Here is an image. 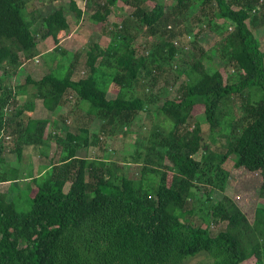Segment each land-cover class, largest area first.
<instances>
[{
  "label": "trees",
  "instance_id": "1",
  "mask_svg": "<svg viewBox=\"0 0 264 264\" xmlns=\"http://www.w3.org/2000/svg\"><path fill=\"white\" fill-rule=\"evenodd\" d=\"M42 2L0 0V136H12L16 144L14 166L0 153V182L10 181L8 191H0V264H181L203 251L212 264H242L252 257L264 264V51L253 33L264 26V0L98 2L89 19L112 35L106 46L87 45V71L78 79L76 62L62 60L66 53L59 44L70 33L66 11L59 6L44 16L34 5ZM193 6L197 11L189 14ZM69 10L81 20L79 0H69ZM126 19L142 25L141 48ZM205 32L219 37L209 49L198 46ZM37 34L51 39L53 49L41 53ZM177 42L187 49L186 61ZM41 54L49 70L11 85L22 64ZM204 61L217 68L208 71ZM172 70L185 79L169 97ZM69 91L74 103L66 98ZM27 94L42 101L48 118L31 116L32 100L18 106V95ZM232 97L240 100L235 117L222 107ZM66 103L68 110L59 111ZM147 109L153 120L137 147L131 127ZM195 110L208 124L206 139ZM71 114L81 116L75 131L65 126L64 116ZM118 136L133 147L123 161L140 165L137 178L107 152V139ZM49 139L60 152L34 176L25 146L36 153ZM229 159L236 176L238 170L259 176L257 198L263 202L252 220L224 193ZM202 189L208 200L215 191L222 196L195 223V191ZM22 191L32 192L25 211L18 209ZM218 221L224 228L212 231Z\"/></svg>",
  "mask_w": 264,
  "mask_h": 264
},
{
  "label": "rangeland",
  "instance_id": "2",
  "mask_svg": "<svg viewBox=\"0 0 264 264\" xmlns=\"http://www.w3.org/2000/svg\"><path fill=\"white\" fill-rule=\"evenodd\" d=\"M79 1L82 3V8H83V16L80 21H77L76 17L74 16V13L69 10V0H51V1L45 0V2H47L46 4L45 2L34 4L37 8H41L40 13H42L44 16L50 13V11H52L53 8H57L59 6H62L66 11L65 14L69 19L71 35L69 34L60 41V48L64 50L66 53L65 56L62 58V60L76 62V65L74 67V75H73L74 79H78L79 77L84 76L85 71H87L86 67L84 66V61L86 58L85 50L87 45H90L93 42H100L102 46H106L105 42H107V40L109 39L108 37L112 35V34L106 35L105 32H99L96 29L95 24L89 19L90 14H92L95 11V9H97L96 8L97 3L103 2V0H79ZM171 3H172L171 1L166 2V6H167L166 9L170 7ZM196 11H197V7L193 6L189 14H194ZM125 16H122V18H126ZM108 20L114 21V16L113 15L109 16ZM126 20H128L127 21L128 32H130L131 34H137V39L135 41L136 47L141 48L140 44L143 42V38H144V37L141 38L139 36V35L143 36L144 30L142 28V25H140L137 21L133 19H126ZM220 22L221 21H219V23ZM37 30H38V25L32 27L33 33L36 34ZM119 31L120 28H117L114 31V34ZM253 33L259 41L260 49L264 51V26L259 28L253 27ZM189 35H190L189 39L193 40L194 37L193 34H189ZM36 38L41 53H43L46 50L50 51L55 46L54 42L49 38L43 40L40 38L38 34L36 35ZM218 38L219 37H217L215 34L205 32L199 38L198 46L209 49L218 42ZM182 44L183 43L181 42L179 43L177 42V46L183 49V50L179 49V52L181 53L179 55L184 61H186L187 57L185 56V51L187 49L181 46ZM185 46L186 48H189L190 44L188 43ZM57 54L58 56L61 55L58 52ZM204 63L206 65L207 70L210 72H212L215 68H217L216 64L213 61H206V62L204 61ZM48 65L50 64L47 58H46V63H44L42 54L37 58H33L32 61L28 60L24 65L22 64V67L20 68L21 70H19V72L15 76H13L11 85L24 82L26 76L29 74L35 77L41 76L43 73L49 70L46 67ZM174 69L176 68L174 67ZM169 79L171 83L174 84V87L170 90V93H168V96L170 97L171 95L174 94L175 87H178L184 81L185 77L182 75L177 76L175 70H172L168 74V80ZM66 96L68 102L74 103L75 95L71 91L67 92ZM28 100L35 101L36 104L34 106V111L32 112L33 117L44 118L45 116L50 115L49 112L45 111L42 105V101L39 98H34V97L28 98L27 96L20 95L17 99L18 106H21L24 102H27ZM224 103L222 105L224 111L225 110L230 111L234 117L238 115L239 113L238 106L240 105V100L237 97H232L231 99L226 100ZM156 105H158V103ZM69 107L70 105L66 103V105H64L62 108L60 107V109L64 113L68 110ZM12 109L15 110L14 107H12L11 110ZM199 109L201 111L202 108L200 107ZM200 111L198 112L195 110L194 114L196 116L198 115V120L202 123L201 125L202 135L204 136V139H206V136L208 134V124L205 122L204 116ZM64 117L67 118V120L70 122V123L66 122L67 125L65 124V126L72 131L77 130V128H75L74 125L76 124L75 122H78L79 125V119H81V116H78V114H73V115L71 114L69 117L67 116ZM152 120H153L152 113L148 111V109L146 112L144 111L139 112L138 115L136 116L131 129L132 131H134V133L137 135V139L140 141L137 143V147L139 146V144L141 146L144 144L143 140L144 137H146L147 135L148 128L150 127ZM59 130L61 132V136H64L66 134V129L64 127H61ZM222 140L223 139H221L220 142ZM220 142H218L217 144H219ZM1 144L3 145L2 146L0 145V149H2L4 158H9L11 155L16 156V153L14 152V146L16 144L12 136L7 138L6 142ZM107 145H108V149H110L107 152L112 154V156H114V158L117 161L123 162L125 174L132 178L139 177L140 165L136 164L130 159H128L127 161H123V157L130 155L131 152L133 151V147L129 146L127 140L122 136H118L111 139H107ZM92 149L93 151L91 155L94 157L96 155L97 147L94 146ZM107 152H104V154L107 155ZM44 153H46V156L43 155ZM82 154L85 155L86 153L82 152ZM51 156H52V147L48 149H42L40 155L37 153H32V161L34 163L33 174H38L40 171H42L43 170L41 167L42 164L49 163ZM199 156H200V151L194 155L195 158H199ZM37 157H38V161H37ZM232 163L233 162L230 159L225 162V167L229 169L230 177H228L227 179V184L224 193L228 194L229 196H232V198L236 200V203L238 202L237 203L238 206L245 212L249 220H252L255 207L259 204H262L261 202H263L262 200L257 198L259 176L255 173L249 174L242 170H238L240 172L236 176V171L234 170ZM9 164L11 166H14L15 165L14 159H12ZM239 177L240 180L238 179ZM240 181L242 182V184L247 185L245 192L239 191L237 183ZM31 185H33V183ZM195 192H196L195 196H197V198L193 203V208L195 210L193 217L194 216L196 217H194L193 220H195V223H197L199 221L197 219V216L204 215L209 210V206H211L212 202L218 201L221 198L222 194L221 192L218 193L215 191L213 193V196L210 197V200H208L207 192L205 191V189ZM31 194L32 192L30 191H22V195H21L22 200L18 205L19 210L25 211L29 209ZM235 196H239V197L235 198ZM231 211H233V209H231ZM224 226H225V222L218 221L216 223H213V225H211V230L218 231L223 229ZM254 262L255 259L252 257L242 264H254ZM212 263H213V258L208 253L203 251L197 253L194 256H190L184 259L181 264H212Z\"/></svg>",
  "mask_w": 264,
  "mask_h": 264
},
{
  "label": "crops",
  "instance_id": "3",
  "mask_svg": "<svg viewBox=\"0 0 264 264\" xmlns=\"http://www.w3.org/2000/svg\"><path fill=\"white\" fill-rule=\"evenodd\" d=\"M70 34V33H69ZM68 34V35H69ZM67 35V36H68ZM71 35V34H70ZM60 44V43H59ZM20 95H18V97H19ZM24 96H27L28 98H29V96H28V94L27 95H24ZM18 97H17V99H18ZM34 103H33V105H32V112L34 111V106L36 105L35 104V101H33ZM12 108V107H11ZM11 108H9L10 110H11ZM28 110H30L29 109V105H28ZM59 111H61V110H59ZM28 111H26V113H27ZM32 112H31V116H32ZM24 114V115H27V114ZM50 116V115H49ZM49 116H45V117H49ZM56 118V117H55ZM54 118V119H55ZM66 122H68V123H70L68 120L66 121ZM2 137L0 136V139H1ZM6 141V139L3 141L2 139H1V142H5ZM0 142V143H1ZM50 147H52V156L50 157V162L49 163H43L42 164V171H40L38 174H34L35 176H40V174L41 173H43V171H44V169L46 168V166L48 167V166H50V163H51V161H53L55 158H57V156H58V154H59V152H60V147L56 144V142L54 141L53 142V139H49V140H47V142H44L43 143V146L36 152L37 154H39L40 155V152H41V150L42 149H48V148H50ZM25 149L26 150H24L25 152L24 153H29V154H31V153H35V152H32V149H31V147L30 146H25ZM0 153H2V157H3V159L5 160V162H7V163H10V161L12 160V159H14V161H15V163H16V156H10L9 158H4V156H3V152H2V149L0 150ZM44 156H46V153H44L43 154ZM36 156V155H35ZM31 157H32V154H31ZM37 161H38V157H37ZM33 162V161H32ZM36 163V162H35ZM33 171H34V163H33ZM34 173V172H33ZM9 186H10V181H2V182H0V191L1 192H7L8 191V189H9ZM7 187V188H6Z\"/></svg>",
  "mask_w": 264,
  "mask_h": 264
}]
</instances>
